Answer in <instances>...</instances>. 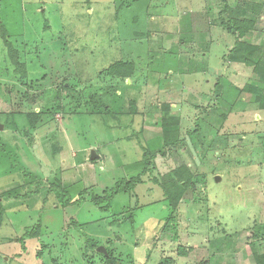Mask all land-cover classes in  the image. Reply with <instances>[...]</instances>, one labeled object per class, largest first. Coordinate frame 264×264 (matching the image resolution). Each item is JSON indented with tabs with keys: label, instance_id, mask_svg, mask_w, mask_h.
Masks as SVG:
<instances>
[{
	"label": "rangeland",
	"instance_id": "rangeland-1",
	"mask_svg": "<svg viewBox=\"0 0 264 264\" xmlns=\"http://www.w3.org/2000/svg\"><path fill=\"white\" fill-rule=\"evenodd\" d=\"M133 1L0 0V264H108L94 241L114 264L264 251V77L222 25L238 8L255 21L241 40L264 47V0ZM159 20L177 22L148 31ZM119 60L144 94L106 71ZM166 129L179 143L161 171L193 174L175 208L143 160Z\"/></svg>",
	"mask_w": 264,
	"mask_h": 264
},
{
	"label": "trees",
	"instance_id": "trees-1",
	"mask_svg": "<svg viewBox=\"0 0 264 264\" xmlns=\"http://www.w3.org/2000/svg\"><path fill=\"white\" fill-rule=\"evenodd\" d=\"M222 15L224 17L222 25L237 37L236 44L231 50V59L236 62L246 63L248 66H253L254 71L264 77V47L261 45L250 44L241 40V38L254 29L255 21L250 17H240L239 9L231 7L229 4H225L222 10ZM1 30H3V28H1ZM13 60L15 62L17 61L16 59ZM106 71L113 76L128 78L133 74L134 65L132 62L119 60L109 66ZM165 109H169L168 104H166ZM163 137L164 145L157 154L153 155L154 161L151 162L147 160L148 156H145V159L143 158L145 161V168H148L150 165H152L161 171L164 169L161 168V163L166 161L165 159H168V161L172 160L173 157L170 149L177 146L179 143L178 134L166 129L163 133ZM169 163L171 164H169L168 169L165 168V171H161L160 173V183L166 195L171 198L170 205L175 208L180 197L182 198L183 194L190 186L193 174L185 165L177 166L173 164L172 166L173 162ZM172 174L174 176H170ZM118 185V187H125L124 190L127 191L132 187L133 184L131 181H121L118 183ZM96 200L101 202V199L99 198H96ZM66 203L67 201L65 203L61 202L62 205H66ZM3 215L4 208L0 204V229L3 222ZM91 246L93 248H97L100 246V244L94 241L92 242ZM103 256L104 260L108 264H114V262H116V259L110 250H108L107 254H103ZM254 261L255 264H264V251L254 254Z\"/></svg>",
	"mask_w": 264,
	"mask_h": 264
},
{
	"label": "crops",
	"instance_id": "crops-1",
	"mask_svg": "<svg viewBox=\"0 0 264 264\" xmlns=\"http://www.w3.org/2000/svg\"><path fill=\"white\" fill-rule=\"evenodd\" d=\"M138 1H140V0H134L133 2H132V4H134V3H136V2H138ZM148 1H150V0H148ZM155 3H161L160 1H156L155 0ZM167 3V2H166ZM132 4H130L129 6H131ZM127 6V5H126ZM128 7V6H127ZM139 20V17H136L135 18V20H133V21H138ZM169 22H166L167 24H162V23H164L165 21L164 20H159L157 23H156V27L158 28V30H156V31H152L151 29H149L148 31H151V33H153V34H157V32L158 31H161V30H164L165 28H170L171 27V25L174 27V26H176V20H168ZM171 22H172V24H171ZM156 28V29H157ZM141 29H143L142 27H141ZM140 30V29H139ZM143 31V30H142ZM142 34V32H141V30H140V32L138 33V35L137 36H140ZM136 36V35H135ZM138 64H139V62H138ZM137 67H138V65H137ZM141 78L142 77H140L139 76V73L138 72H134L130 77H128V79L126 80V82H127V84L128 85H130V86H128V89L129 90H131L132 92L133 91H139L140 89V92L139 93H137V94H144V92L146 91V87H145V85H146V83H142L141 82ZM163 93L164 91H162L161 90V88L160 87H158V94L159 93ZM170 97H166V102H168V105L171 103V102H173V100H172V98L171 99H169ZM170 102V103H169ZM176 105V103H171V106H175ZM170 106V105H169ZM93 157H95V156H93ZM92 157V158H93ZM174 264H176V263H174Z\"/></svg>",
	"mask_w": 264,
	"mask_h": 264
},
{
	"label": "water",
	"instance_id": "water-1",
	"mask_svg": "<svg viewBox=\"0 0 264 264\" xmlns=\"http://www.w3.org/2000/svg\"><path fill=\"white\" fill-rule=\"evenodd\" d=\"M99 248H98V251L99 252H102V253H104V254H107V251H106V249H105V247H102V246H98Z\"/></svg>",
	"mask_w": 264,
	"mask_h": 264
}]
</instances>
